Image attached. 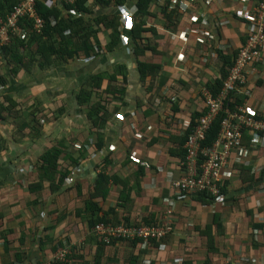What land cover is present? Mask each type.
Segmentation results:
<instances>
[{"label": "crops", "instance_id": "crops-1", "mask_svg": "<svg viewBox=\"0 0 264 264\" xmlns=\"http://www.w3.org/2000/svg\"><path fill=\"white\" fill-rule=\"evenodd\" d=\"M137 1L105 7L118 20L111 49L110 36L100 31L91 54L45 59L34 45L21 67L1 57L0 264L50 263L54 248L66 245L74 250L64 264H264V147L252 146L233 162L226 202L213 214L199 197L176 200L170 187L181 171L183 126L203 114L200 88L216 82L219 66L196 37L183 48L171 34L187 27L189 9L205 10L212 0H161L159 7L150 0L144 15ZM137 22L143 25L133 38ZM223 33L238 40L231 28ZM182 52L187 61L181 63ZM139 63L151 65L144 75ZM248 88L249 104L263 115L264 70L250 77ZM27 110L30 121L43 120L33 141L15 132L17 123L28 125ZM97 118L102 122L95 124ZM55 148L57 169L65 175L59 190L51 192L44 179L41 190L29 191L40 156ZM28 165L34 170L26 180L19 168ZM237 168L262 179L242 183ZM99 176L107 182L106 195L90 198ZM89 200L100 214L114 210L123 221L156 222L171 210L173 230L160 243L101 244L90 229Z\"/></svg>", "mask_w": 264, "mask_h": 264}, {"label": "built area", "instance_id": "built-area-1", "mask_svg": "<svg viewBox=\"0 0 264 264\" xmlns=\"http://www.w3.org/2000/svg\"><path fill=\"white\" fill-rule=\"evenodd\" d=\"M76 1L16 0L6 16L0 18V59L3 49L14 38L26 42L33 34L41 35L45 21L38 13V3L47 8L58 5L65 9V5H74ZM104 1L118 5L116 0ZM132 1L123 0V3ZM212 1L215 2L213 6H207ZM212 1H207L205 10L189 9L187 27L178 34H171L172 38L182 42L183 48L192 36L196 37L210 51L209 61L219 65L215 80L222 81V84L213 90L208 86L200 88L204 112L191 124L182 125L185 129L182 147L184 156L179 162L180 174L170 182V187L174 198L179 201L201 196L207 210L213 214L217 205L226 202L225 182L231 177L233 162L240 163L246 158L251 153L252 146L264 147V114H260L247 100L250 77L260 75L264 70V0ZM155 4L159 7L161 0H157ZM84 6L94 13L100 8L97 0H85ZM168 8L172 10L175 5L171 4ZM70 13L78 14L73 10ZM125 16H128L132 27V17L127 14ZM55 20L52 17L48 19L50 26H54ZM226 28L237 32L238 40L224 35L223 30ZM222 56L232 58L231 66L225 67L224 79ZM196 57L200 61V56ZM179 59L181 63L187 61L183 52ZM204 60L202 61L207 62ZM214 84L213 81L212 86ZM169 102L174 103L175 98L171 97ZM215 124L218 128L208 140ZM261 189L264 190V185ZM170 212L168 210L152 224L141 220L120 221L116 224L98 223L92 227L91 232L104 245L120 240H138L144 244L160 243L173 230ZM72 248L69 245L57 247L50 263L39 264L67 263L73 255Z\"/></svg>", "mask_w": 264, "mask_h": 264}, {"label": "trees", "instance_id": "trees-1", "mask_svg": "<svg viewBox=\"0 0 264 264\" xmlns=\"http://www.w3.org/2000/svg\"><path fill=\"white\" fill-rule=\"evenodd\" d=\"M84 1L85 0H77L74 5H65V9L60 8L58 5L47 8L44 5L38 3V13L45 21L43 31L41 35L33 34L26 42H23L17 38L11 40L8 46L3 49V56L7 58V61H9L8 63H12L16 67H21L20 65H22L23 63L22 60L24 59V56L31 52L28 48L34 45H36V54L45 59L53 57L62 61L66 60L67 58H73L80 53H84L86 55L91 54L93 52L94 46L96 45L98 47L97 33H99L100 31L108 33L111 38V41L106 45L107 48L111 49L112 47H114L117 44L118 40V20L114 15H110V12H106L105 8L106 6H110L111 4L109 2H105L104 0H97L100 8L98 14H96L92 12V10L84 6ZM122 1L123 0H116V3L121 4ZM149 1L150 0L137 1L138 10L141 14H148L147 10ZM15 2L16 0H0V18L6 16ZM71 10L78 12V14H71ZM50 17L56 19L54 26H50V24L48 23V19ZM133 25L136 27L132 28V37L136 38L138 36V32L140 33V28L143 24L137 22ZM65 30H70V36H63V32ZM43 37H45V39ZM143 48L152 49V46H143ZM22 50L26 51L21 53ZM221 59L224 66V68H222V78L224 79L226 77L225 67L231 66L232 58L230 56H222ZM150 67L151 65L147 63H139V69L142 74L145 73L146 70L150 69ZM4 83V78H1L0 76V85H3ZM221 84L222 81L218 80L210 88L213 90L215 87H220ZM96 122L102 121L100 120V118H97V120H94L95 124ZM216 124L218 125V122ZM216 124L210 130V137L208 138V140H210L213 134L216 132L218 128ZM181 140L184 143L185 136H181L180 143L182 142ZM58 154L59 150L55 148L51 151L46 150L40 156L38 162L39 165H37V168L35 167L38 170V176L36 175L38 179L29 181V191L35 192L38 189L41 190V182L44 179L49 180L51 192L59 190L64 181L65 175H61L59 173V169H57ZM77 161V159L73 160L74 165L78 163ZM231 168L232 170L235 169L233 166ZM238 170L242 183L252 182L255 184L257 181H260L262 179V177L253 179L251 176L245 173L242 168ZM57 173L59 175H57ZM34 177L35 176H32V178ZM99 178V181L96 182L97 184L92 187L90 198L94 196H102V198L104 199L106 195L105 192L107 182L105 181V177L99 176ZM76 188L80 187L76 186ZM198 197L201 201H203L201 196ZM85 206V210L86 212H88L87 215L90 217V229H92V227L98 223L110 222L116 224L120 221H123L121 220L119 215L114 212V210H112L113 212L110 216L109 213L100 214L101 208L99 207V205L90 200L86 203ZM124 222H128V220H124ZM145 223L151 224L154 222ZM3 238L4 237H2V239ZM115 243L116 242H112L111 244L113 245ZM56 248L57 247L54 248V251L56 250ZM22 262L23 261H15L11 264H21Z\"/></svg>", "mask_w": 264, "mask_h": 264}, {"label": "rangeland", "instance_id": "rangeland-1", "mask_svg": "<svg viewBox=\"0 0 264 264\" xmlns=\"http://www.w3.org/2000/svg\"><path fill=\"white\" fill-rule=\"evenodd\" d=\"M122 3H123V1L121 2V4ZM32 110H34V109H32ZM3 115H4V113H1V116H3ZM25 118H28L29 119L28 125H24L23 126L22 124L17 123L18 129L15 132L17 134H19L20 137H22V138H23V135H25V137L28 138V139H25L26 141H33L34 138L37 137V136H39L40 133H41L40 127H41V124H42V121L43 120H38L40 117H37V119L35 121H33V120L30 121V117H29L28 110H27V116ZM24 121L27 123L28 120H24ZM31 136H32V138H31ZM19 169H20V174L22 175L21 177H23L25 179L28 178V177H30V173H32L33 170H34L33 169V166H30V165L25 166L23 168L21 167ZM35 176H36V174H35Z\"/></svg>", "mask_w": 264, "mask_h": 264}]
</instances>
